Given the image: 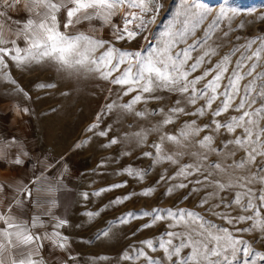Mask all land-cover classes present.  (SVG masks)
Wrapping results in <instances>:
<instances>
[{"label":"rangeland","instance_id":"obj_1","mask_svg":"<svg viewBox=\"0 0 264 264\" xmlns=\"http://www.w3.org/2000/svg\"><path fill=\"white\" fill-rule=\"evenodd\" d=\"M3 2L4 0H0V5H3ZM159 3L162 6L155 22L142 35H138L130 41L127 39L117 40L112 34V25L123 26L122 18L127 11L126 8H121L117 11V14L112 17L110 25H104L102 21L94 19L90 22L84 21L74 25L68 29V32L70 34L84 32L85 34L93 35L109 41V44L118 50L142 51L149 47L155 48L160 43L165 31L173 22V19L185 10L186 4L199 5L201 10L208 9V14L195 30V34L190 36L186 43L179 44L174 50L179 52L188 45L200 41L209 26L217 20L220 11L223 9L226 12V16L212 32L211 38L203 46L197 47L191 54L192 60L188 62L189 65L194 63L199 56L204 55L205 52L211 53L209 56H205L204 63L196 72L192 73L190 79L200 76L208 69L213 68L233 48L244 45L251 38L264 36V20L261 19L264 17V0H159ZM27 4L28 0H21V3L12 9L0 7V11L6 13V18L0 19V24L3 25V36L6 39L15 38V33L22 28V24H17L16 22H22L28 18ZM58 18L61 24V31H64L65 15L63 10L58 14ZM194 22L195 17H193ZM189 27H191V24ZM93 29H96V31L93 32ZM225 32H227V35H224ZM17 43L24 47L21 40L17 39ZM256 46L253 45V50H255ZM108 47L109 45L106 44L103 48L96 49L92 54V58L99 57ZM144 54L147 55V52H144ZM240 55L241 52H237L235 56L230 58L231 64L228 66V72L221 81L218 93L224 91V87L228 83V77L231 75ZM5 63L7 67L0 64V128L2 130L6 129L9 123L8 119L17 117L22 119L42 118L45 115L41 109H38V104L40 102H45L46 104L48 98L49 100L52 98L53 103L67 104L68 108H79L81 112L87 113V116L84 117L86 122L95 121L89 127L82 125L78 135L90 138L91 135L101 136L99 135L101 131L106 132L107 135L105 137H108L106 139L117 140V143L114 144L115 155L119 156L121 161H125L128 158L134 159V164L132 165L130 160L129 166L133 169L145 170L146 172L143 179L124 174V178H121L119 184L127 182L126 186L111 190L110 193L112 195L110 197L108 192H101L96 199V205L90 207L85 213L80 214L84 222L73 228V236L70 239L71 253L65 255L66 260L70 261V263L66 262V264H147L144 257L124 258L125 256L135 257L136 250L142 247L149 256L163 261L165 258L163 249L153 252L143 242L149 239L157 242L165 232L169 231V220L157 221L149 228H144L143 225L149 223L151 217L130 219L125 223L119 222L120 218L126 216L129 212H141L143 210L151 212L156 208L188 209L198 212L206 220L229 228L238 238L246 241L252 249L264 253V230L258 227L253 229L255 220H246L235 225H229L227 220L223 218L224 215L232 217L254 215V210L242 211L241 206L248 202V197L245 193L247 188L251 187L258 195L261 191H264V184L241 185L243 178H250L256 173L257 165L261 160H264V157L258 156L255 164L245 168L229 167V165H234L245 158L243 149L228 145L222 151L207 152L197 142L206 135L212 134L208 129L199 132L197 136H189L186 139L179 135L186 122L195 120L197 125L203 128L204 125L209 124L213 119L224 123L233 116H240L242 113L234 111V109L240 103L244 95V87L252 77H247L240 81V94L233 101L232 108L221 116L213 117V112L221 104L224 99L223 96H219L211 108L206 109L203 116L179 115L172 124L163 125L162 121L165 118V114L176 106L178 99H181L177 94L158 91L154 95L164 97V99L151 100L147 103L141 101L135 104L131 111H127L122 106L130 103L136 93L124 95V88L120 85L112 84L111 80L101 78L95 71H88L85 68L79 70L59 69L55 63L48 60L30 63L26 66H17L15 61L6 57ZM261 64L264 65V58H262ZM247 70V68L243 69L244 72H247ZM260 71H264V67L257 69V72ZM114 75H119V73ZM215 75L216 73L212 72L204 80L200 81L197 87H202ZM44 85L49 86L46 87ZM206 100L207 97L198 100L195 106H187V111H195L204 105ZM108 105L113 106L110 111L106 107ZM181 106H183L182 99ZM259 107H261L260 101H257L252 106L253 109ZM24 109H27V111L25 112ZM157 109H163L164 112L158 114L156 112ZM141 111H145L143 117L135 114ZM93 114L95 117L92 116ZM259 127L264 129V119L259 121ZM76 128L69 125L67 126V131L73 133ZM90 128L94 130L89 131ZM136 133L144 135L143 142L135 135ZM164 134L177 136L178 142L165 140L161 144L162 154L173 155L177 163H172L166 159H161L157 162L158 154L153 145L160 144V137ZM241 135V128H237L234 133H228L221 128L218 133L214 134L212 147L220 150L225 141ZM261 140L264 142V136H261ZM146 152H152L153 155L145 157L143 154ZM192 153H206L208 155V159L205 162L206 165L213 162L220 163L225 171H220L215 178L221 183L231 181L232 186L219 190L214 186L189 183V181L194 182L196 176H189L187 180L182 177L169 179L177 173L180 167L194 163L198 159V156H193ZM161 177H164V179H161ZM181 182L188 183V187H175ZM170 187L173 189L172 193L166 195ZM149 188H153L154 192L149 196L142 195ZM193 188L198 190L193 191ZM238 193L241 197L240 205L232 203ZM128 194H133L130 199L124 200L122 203H114L117 198L125 197ZM206 197L208 202L202 205L201 201ZM221 201L224 203L221 204ZM217 204L220 206L215 208V212L223 215H216L209 211L210 208ZM225 205H230V207L226 208ZM260 219L264 220V209H261ZM236 228L253 230L235 232ZM175 230L180 231L182 227ZM105 231H107L106 236L99 235ZM186 252L187 250H185V254ZM239 256L240 259L236 261V264H244L246 259H255L254 255L252 257L243 255V245L240 246ZM61 257L56 255V259L62 260L64 255H61ZM165 264H168V262H165ZM258 264H262V262H258Z\"/></svg>","mask_w":264,"mask_h":264},{"label":"snow or ice","instance_id":"obj_2","mask_svg":"<svg viewBox=\"0 0 264 264\" xmlns=\"http://www.w3.org/2000/svg\"><path fill=\"white\" fill-rule=\"evenodd\" d=\"M20 3L21 0H4L3 5H0V7L12 9ZM161 6L159 0H28L26 8L29 16L25 21L16 22L22 24V28L15 33V38L6 39L3 36V25L0 24V45H10L0 46V64L7 67L5 58L8 57L15 61L17 66H26L30 63L48 60L55 63L59 69L79 70L85 68L88 71H95L101 78L111 80L112 84L124 88V95L136 93L130 103L122 106L127 111H131L133 106L141 101L147 103L151 100L164 99V97L154 95L158 91L177 94L183 100V106H181V99H178L176 106L165 114L162 121L163 125L172 124L179 115L203 116L206 109H210L219 96H223L224 99L213 112V117L221 116L232 108L233 101L240 94V81L252 77L244 87V95L240 103L234 109V111L242 113L240 116H233L224 123L213 119L203 128L199 127L195 120L186 122L179 135L186 139L189 136H197L199 132L208 129L212 134L206 135L197 142L201 148L206 149L207 152H217L227 148L228 145H234L245 151V158L234 165H229V167L245 168L255 164L258 156L264 157V142L261 140V136H264V129L259 127V121L264 119V71L257 72L258 68L264 67L261 64V60L264 58V36L251 38L244 45L233 48L213 68L190 79L192 73L196 72L204 63L205 56H209L211 53L205 52L204 55L199 56L194 63L189 65L188 62L192 60L191 54L197 47L203 46L211 38L212 32L226 16L223 9L200 41L188 45L179 52L174 50L179 44L186 43L187 39L195 34V30L208 14V9L201 10L199 5L186 4L185 10L179 13L169 25L160 43L155 48L149 47L142 51L118 50L112 47L109 41L93 35L84 32L71 34L68 32L70 27L94 19L102 21L104 25H110L111 19L117 14V11L126 8L127 11L122 18L123 26L112 25V34L117 40L127 39L130 41L138 35H142L155 22ZM61 10L65 15L64 31H61L58 18ZM193 17H195L194 23ZM3 18H6V13L0 11V19ZM261 19L264 20V17ZM190 24L191 27H189ZM92 31L94 32L96 29ZM224 35H227V32ZM17 39L23 42L24 47L17 43ZM106 44L109 45L107 50L93 59V52L98 48H103ZM253 45H257L255 50H253ZM144 52H147V55ZM237 52H241V55L228 77V83L225 85L224 91L218 93L221 81L231 64L230 58L235 56ZM244 68L248 69L247 72L243 71ZM212 72H215L216 75L198 88L197 85L200 84V81ZM115 73H119V75H114ZM254 93L255 95H253ZM205 97H207V100L204 105L195 111H187V106H195L198 100ZM257 101L261 102V107L253 109L252 106ZM106 107L110 111L113 106L108 105ZM24 111L26 112L27 109H24ZM156 112L159 114L163 113L164 110L157 109ZM135 114L143 117L145 111ZM221 128L228 133H234L237 128H241L242 135L225 141L222 148L218 150L213 148L212 144L214 134L218 133ZM99 135L106 136L107 133L101 131ZM135 135L143 142V134L136 133ZM165 140L178 142L176 135H162L160 137L161 143L153 145L158 154L157 162L166 159L172 163H177L173 155L162 154L161 144ZM116 143L117 140L112 139L108 146ZM143 155L151 157L153 154L152 152H146ZM192 155L198 156V159L194 163L180 167L177 173L169 179L182 177L187 180L189 176H196V180L194 182L189 181V183L214 186L219 190L232 186L231 181L221 183L215 178L220 171H225L220 163L213 162L206 165L205 162L208 159L206 153H192ZM14 162L19 164L22 161L16 159ZM124 171L128 175L140 179H143L146 174L145 170L133 169L130 166ZM161 179H164V177H161ZM126 183L113 185L112 188L126 186ZM252 183L264 184V160H261L257 165V171L252 177L243 178L241 186ZM175 187L186 188L188 183L181 182ZM3 188L4 186L0 185V192L3 191ZM47 190L53 191L51 187ZM172 190L170 187L166 195H170ZM197 190L193 188V191ZM23 191L26 198L31 197L30 190L25 188ZM153 192L154 189L149 188L142 195L149 196ZM132 195L128 194L125 197L117 198L114 203H122L124 200L130 199ZM245 195L248 197V202L241 206L242 211L254 210V215H239L237 217L224 215L223 218L227 220L229 225H235L246 220H255L253 229L258 227L264 230V220L260 219L261 209H264V191L257 195L251 187H248ZM207 202L208 198L206 197L201 201V204ZM13 203L19 208L23 202L14 198L12 203L5 206L0 201V264H40V261L33 257L39 255L38 247L41 239L52 240L60 248L66 246L67 237L61 236L58 232L49 237H42L32 232L31 229L36 226V222L33 221L29 225L16 216L13 213ZM220 203L224 202L221 201ZM232 203L241 204L239 193ZM219 206L217 204L209 211L216 215H223L215 212V208ZM225 207H230V205H225ZM144 217H151L149 223L143 225L144 228L152 227L157 221H170L168 224L169 231L165 232L157 242L151 239L143 242L153 252L163 249L165 258L163 261L159 258L154 259L142 247L136 250L135 257L125 256V259L144 257L147 264H165V262H168V264H236V261L240 259V246L243 245L244 256H255V259L244 260V264H258V262L264 264V253L252 249L246 241L238 238L229 228L206 220L200 213L192 210L156 208L151 212L147 210L129 212L126 216L121 217L119 222L125 223L130 219ZM63 223L64 221H60L56 227L62 226ZM181 227L182 230H175ZM253 229L236 228L235 232H247ZM99 235L106 236L107 231ZM185 250H187L186 254Z\"/></svg>","mask_w":264,"mask_h":264},{"label":"crops","instance_id":"obj_3","mask_svg":"<svg viewBox=\"0 0 264 264\" xmlns=\"http://www.w3.org/2000/svg\"><path fill=\"white\" fill-rule=\"evenodd\" d=\"M38 105L45 115L42 118L8 119L6 129L0 128V185L4 186L0 201L5 206L14 198L22 201L19 208L13 203V213L29 225L35 221L32 232L42 237L58 232L67 237L64 248L41 239L39 255L33 257L40 264H66L70 263L65 255L71 253L73 228L84 222L80 214L96 205L101 192L112 195L110 191L117 189L112 186L121 182L127 174L125 167L130 160L133 165L134 159L121 161L114 144L108 146V137L78 135L82 125L95 123L86 122L87 113L79 108L53 103L52 98ZM69 125L77 127L75 132L67 131ZM16 159L22 162L17 164ZM25 188L31 191L30 198ZM60 221L63 225L56 227ZM56 255H64L63 261Z\"/></svg>","mask_w":264,"mask_h":264}]
</instances>
